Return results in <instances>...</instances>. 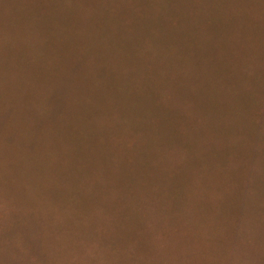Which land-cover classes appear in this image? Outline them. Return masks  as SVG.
Instances as JSON below:
<instances>
[{"label": "rangeland", "instance_id": "1", "mask_svg": "<svg viewBox=\"0 0 264 264\" xmlns=\"http://www.w3.org/2000/svg\"><path fill=\"white\" fill-rule=\"evenodd\" d=\"M0 264H264V0H0Z\"/></svg>", "mask_w": 264, "mask_h": 264}]
</instances>
